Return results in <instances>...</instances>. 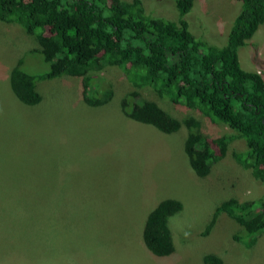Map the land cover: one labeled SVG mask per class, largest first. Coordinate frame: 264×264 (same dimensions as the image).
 Returning a JSON list of instances; mask_svg holds the SVG:
<instances>
[{"label":"rangeland","instance_id":"obj_1","mask_svg":"<svg viewBox=\"0 0 264 264\" xmlns=\"http://www.w3.org/2000/svg\"><path fill=\"white\" fill-rule=\"evenodd\" d=\"M143 6L177 19L174 0H143ZM240 8V0H195L184 18L195 36L221 46ZM38 49L34 35L0 21V214L19 198H37L55 215L52 226H0V264H203L206 253L223 264H264V231L246 245L245 237L237 239L246 233L227 213L212 221L222 201L264 194V180L232 155L246 149L244 140L230 141L225 157L198 177L184 153L186 128L166 134L134 121L121 110L122 97L135 90L179 119L193 115L210 136L232 131L148 86H134L114 66L85 78L37 79L41 100L26 105L10 87V72L21 57L23 69L45 73ZM238 57L243 69L264 73V22ZM84 90L112 98L92 106ZM167 197L183 204L168 221L175 250L156 256L141 230L148 212Z\"/></svg>","mask_w":264,"mask_h":264},{"label":"trees","instance_id":"obj_2","mask_svg":"<svg viewBox=\"0 0 264 264\" xmlns=\"http://www.w3.org/2000/svg\"><path fill=\"white\" fill-rule=\"evenodd\" d=\"M194 1L174 0L178 16L169 20L147 13L143 0H0V21L15 22L34 35L39 46L35 52L48 67L43 74H32L21 67L23 60L18 58L10 72V87L21 102L34 105L41 100L37 79L85 78L105 66L117 67L134 86H148L158 96L196 110L232 131L210 136L203 133L193 115L179 119L135 90L122 97L121 110L134 121L166 134L186 128L184 153L198 177L207 176L213 164L225 157L230 141L242 139L246 149L234 150L232 155L250 168L255 179L263 181L264 73L243 69L238 49L264 22V0H240V11L221 46L190 30L184 16ZM89 93L84 90L82 98L92 106L112 98L111 94L95 97L96 92ZM258 197L246 202L233 197L222 201L212 221L220 212L227 213L246 233L237 239L245 237L242 241L249 245L264 231V194ZM35 199L15 201L6 215L0 214V226H52L55 215L38 206ZM182 207L180 200L167 197L148 212L141 237L152 254L174 252L168 221ZM203 264H223V260L206 253Z\"/></svg>","mask_w":264,"mask_h":264},{"label":"crops","instance_id":"obj_3","mask_svg":"<svg viewBox=\"0 0 264 264\" xmlns=\"http://www.w3.org/2000/svg\"><path fill=\"white\" fill-rule=\"evenodd\" d=\"M141 232H142V230H141Z\"/></svg>","mask_w":264,"mask_h":264}]
</instances>
